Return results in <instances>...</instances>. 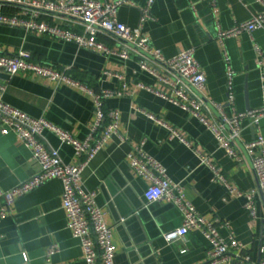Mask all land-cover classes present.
<instances>
[{
	"label": "crops",
	"instance_id": "crops-1",
	"mask_svg": "<svg viewBox=\"0 0 264 264\" xmlns=\"http://www.w3.org/2000/svg\"><path fill=\"white\" fill-rule=\"evenodd\" d=\"M145 2H121L116 11L118 20L134 29L141 25L153 46L165 56L193 48L205 75L204 96L221 102L227 114L262 104L255 46L264 55V28L224 38V49L216 37L218 28H228L260 12L261 2L153 0L150 17L139 24ZM6 8L12 10L18 6L7 4ZM63 24L80 29L75 22L63 20ZM104 40L117 50L122 48L114 38ZM20 48L29 50L34 60L59 68L69 66L73 76L96 89L120 84L115 76L104 73L105 70L118 71L133 80L163 89L152 74L140 68L134 56L122 58L74 41L0 23V52L15 53ZM227 64L234 71L232 103L227 102ZM0 82L7 84L1 93L4 101L33 116H44L78 138L88 135L95 111L93 98L85 90L24 71L11 74L2 67ZM137 106L171 123L191 145L206 153L238 188L255 190V216H250L245 209L244 196L229 194L191 146L169 137L165 127L137 110ZM105 108L118 109V134L88 161L82 180L86 189L97 191V203L106 211V220L113 226L115 264H203L206 261L208 242L199 230L190 229L182 238L170 242L163 238L164 232L181 224L182 216L170 201L159 199L146 203L144 200L147 181L134 174L126 157L131 147L141 140L145 150L165 166L168 176L183 184L186 197L205 218L217 217L227 222V226L217 225L220 235L225 238L233 235L242 243L246 259L219 264H257V259L264 257L260 251L264 242V200L247 157L238 160L228 155L196 117L134 82L130 84L129 94L106 98ZM259 134L264 135V116L257 123L249 117L241 119L239 141ZM43 136L47 144L58 149L64 162L77 161L71 144L49 129L43 131ZM37 169L30 148L15 132L3 133L0 125V185L10 188ZM62 190V180L52 178L14 201L6 216L0 219V264H88L79 238L68 226ZM3 203L0 197V206ZM53 243L58 244L59 250L47 260L46 251Z\"/></svg>",
	"mask_w": 264,
	"mask_h": 264
},
{
	"label": "built area",
	"instance_id": "built-area-1",
	"mask_svg": "<svg viewBox=\"0 0 264 264\" xmlns=\"http://www.w3.org/2000/svg\"><path fill=\"white\" fill-rule=\"evenodd\" d=\"M128 0H0V23L21 26L27 31H36L57 38L74 41L80 46L93 48L107 54H117L122 58L134 56L140 68L152 74L163 86L157 88L149 83L133 80L121 72L105 70L104 73L115 76L120 84L114 87L96 89L69 72V66L59 68L51 63L32 59V53L20 48L15 53L0 52V67L7 72L24 71L55 82H65L89 93L94 102V118L85 138L76 137L71 131L62 128L44 116H33L4 101L1 93L7 87L0 82V125L3 133L13 131L30 148L38 169L10 188L0 185V197L4 203L0 206V219L6 216L14 201L27 192L43 184L46 180L60 178L63 183L62 206L68 218L72 234L79 238L83 257L88 264H115L116 244L113 239V226L106 220V211L97 203L96 190L86 189L83 185L82 171L88 161L102 149L112 136L118 134L119 111L105 108V100L111 96L130 93V84L145 88L176 104L203 123L215 136L218 145L225 152L241 160L247 157L256 174L258 190L264 200V135L239 141L240 121L249 117L254 123L264 116V55L258 46L256 64L259 69L263 102L259 107L227 114L221 102L207 99L203 94L205 75L201 65L194 57L193 48H185L171 56H165L154 47L141 25L131 28L118 20L117 6ZM213 2L214 0H210ZM260 12L248 19L235 22L228 28H218L216 37L223 47L226 37L241 32L250 33L254 28H264V1ZM153 0H146L141 8L140 23L150 17ZM18 8L8 10L6 5ZM63 20L75 22L80 29L63 24ZM114 38L122 44L117 50L104 38ZM224 58L228 56L224 51ZM233 69L226 65L227 102L232 103L231 80ZM137 110L153 119L168 130L169 137H175L191 146L200 160L211 169L214 179L222 183L229 194L242 195L244 207L250 216H255L253 200L255 190H242L228 179L222 169L212 161L199 147L191 142L171 123L139 106ZM49 129L62 141L71 144L77 161L64 162L58 149L46 143L43 131ZM134 174L147 181L143 190L146 203L164 199L172 202L180 211L181 224L162 234L166 241L182 238L190 229H197L208 242L206 261L203 264L230 263L246 259L243 245L229 235H220L217 225L227 226L226 221L215 217L205 218L186 197L182 183L172 180L165 166L143 147L141 140L134 144L126 154ZM264 237V226H263ZM59 250L57 243L51 244L46 251L47 260ZM184 250V248L182 249ZM264 253V242L260 246ZM28 259L26 252L23 253ZM257 264H264V257Z\"/></svg>",
	"mask_w": 264,
	"mask_h": 264
},
{
	"label": "water",
	"instance_id": "water-1",
	"mask_svg": "<svg viewBox=\"0 0 264 264\" xmlns=\"http://www.w3.org/2000/svg\"><path fill=\"white\" fill-rule=\"evenodd\" d=\"M260 260V257L257 259V262Z\"/></svg>",
	"mask_w": 264,
	"mask_h": 264
},
{
	"label": "trees",
	"instance_id": "trees-1",
	"mask_svg": "<svg viewBox=\"0 0 264 264\" xmlns=\"http://www.w3.org/2000/svg\"><path fill=\"white\" fill-rule=\"evenodd\" d=\"M81 79V78H80Z\"/></svg>",
	"mask_w": 264,
	"mask_h": 264
}]
</instances>
